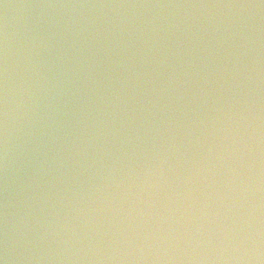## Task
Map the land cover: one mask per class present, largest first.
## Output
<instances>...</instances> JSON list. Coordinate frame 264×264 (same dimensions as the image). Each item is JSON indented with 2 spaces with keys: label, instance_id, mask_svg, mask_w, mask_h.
<instances>
[{
  "label": "clouds",
  "instance_id": "obj_1",
  "mask_svg": "<svg viewBox=\"0 0 264 264\" xmlns=\"http://www.w3.org/2000/svg\"><path fill=\"white\" fill-rule=\"evenodd\" d=\"M0 264H264V0H0Z\"/></svg>",
  "mask_w": 264,
  "mask_h": 264
}]
</instances>
